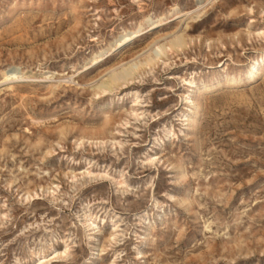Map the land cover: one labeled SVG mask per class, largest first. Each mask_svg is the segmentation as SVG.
Segmentation results:
<instances>
[{"label":"rangeland","instance_id":"rangeland-1","mask_svg":"<svg viewBox=\"0 0 264 264\" xmlns=\"http://www.w3.org/2000/svg\"><path fill=\"white\" fill-rule=\"evenodd\" d=\"M197 1L0 0V264H264V66L227 81L264 50V0ZM178 3L188 45L96 93L183 26ZM191 76L219 78L200 115Z\"/></svg>","mask_w":264,"mask_h":264},{"label":"bare ground","instance_id":"bare-ground-1","mask_svg":"<svg viewBox=\"0 0 264 264\" xmlns=\"http://www.w3.org/2000/svg\"><path fill=\"white\" fill-rule=\"evenodd\" d=\"M208 1L209 0H198L197 1L198 8L201 10L202 7L203 8L206 7V5H208L210 3ZM183 11H184L183 5L178 3V4H175L173 6L171 12H169L173 17L174 16H176L177 18L183 17L182 20H184V23L180 29L176 30L173 33L163 35L161 37L162 39H167L170 37L171 39L168 42L159 43L162 39H158V40L154 41V45H156V48H152V51L146 56V58L143 61L136 62L134 64H131L128 67H124L120 71L115 70L116 68L114 70H111L108 73V77L104 81L100 82V84L98 85L99 90L96 93H103V92H106L107 90H112L113 88H115L116 85H122L123 83H126L127 81H129L132 78L131 77L132 75H135L133 73L137 69H139L141 66H143V65L154 66L155 64H157L159 59H161L162 54L167 55L168 52H170V51H173V50L178 51L180 48L184 49L189 43V40H187V38H186V30H187V28H189L188 27L189 26L188 20L190 18L199 17L200 14L198 13L197 16H193V15L190 16L189 12L183 13ZM179 13H180V15L177 16V14H179ZM166 19H168V16H162L157 20L159 22L156 23V21H153L152 17H148L145 20L140 22L139 30L143 29L147 23H153V24L155 23L154 24L155 27L162 26V25L166 24V22H167ZM135 32L136 31H134V30H127L125 32V34L123 33L124 35L122 34L123 36H121L120 38L112 40L110 42L109 46L106 47V49L101 50L100 52L96 53L94 55V57H92V59L94 60V63L100 62L102 60L103 54L106 53V51L114 48L115 46L124 47L127 44H129L134 39L132 37V35ZM257 33L259 35H261V34L263 35L264 30L257 32ZM249 34H251L250 31H249ZM191 40H193V38H191ZM255 63H256V65H255ZM263 66H264V50H260V51H258V56H257L256 60L249 67V69H247L245 72H241L237 75L228 76L227 81L230 84H236L239 81L252 83L261 74ZM27 73H28V71H25V70L21 69L20 67H11L9 69H5L4 71H2V75L4 77V80L7 83L10 81L14 82V81H16V79H22L24 77H27L28 76ZM42 77H51V76L50 75H42ZM218 80H219L218 76L214 77L212 80L201 81V82H195L196 78L194 76H191V78L186 79L185 84L189 85L190 88H189L188 94L185 96V99L189 105V109L191 110V114L200 115V114H202V110H203V108H201L199 106V103H197V101L195 100V93L197 91H199L201 88H203L204 90H210L214 87H217L218 82H219ZM96 86H97V84H96ZM97 132H101V129L98 131L95 130V133H97ZM91 224H93V223H91Z\"/></svg>","mask_w":264,"mask_h":264}]
</instances>
